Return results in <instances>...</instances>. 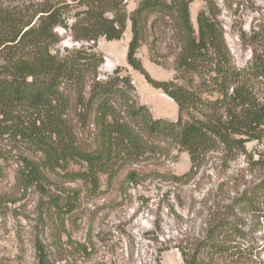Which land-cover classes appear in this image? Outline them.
<instances>
[{"label":"trees","instance_id":"1","mask_svg":"<svg viewBox=\"0 0 264 264\" xmlns=\"http://www.w3.org/2000/svg\"><path fill=\"white\" fill-rule=\"evenodd\" d=\"M192 1L139 0L130 12L126 0L0 1V174L2 163L16 162L18 187L45 195L47 215L64 228L79 191L53 176L97 190L116 167L172 146L188 154L189 170L173 175L184 180L213 151L225 161L242 154L256 172L253 181L209 211L201 234L178 248L182 264H264V238L256 236L264 232V152L246 148L264 137V95L256 89L264 81V32L247 64L237 67L216 0H203L195 24ZM128 24L126 62L175 102L176 120L152 117L121 67L98 78L104 56L94 42L120 39ZM58 27L92 43L59 54L52 50ZM149 38L153 63L173 56L171 79L155 80L144 69L137 53ZM160 39L168 40L165 52ZM137 176L126 174L131 182ZM34 250V264H53L38 239Z\"/></svg>","mask_w":264,"mask_h":264},{"label":"rangeland","instance_id":"2","mask_svg":"<svg viewBox=\"0 0 264 264\" xmlns=\"http://www.w3.org/2000/svg\"><path fill=\"white\" fill-rule=\"evenodd\" d=\"M138 1L126 0L127 11ZM216 2L233 62L243 67L251 58L253 47L257 46L256 35L264 32V0ZM203 4V0L190 3L194 24ZM56 31L60 40L52 50L59 54L66 48L92 43L74 41L68 31L60 27ZM130 36L128 24L120 39L107 41L101 37L94 42L95 49L104 56L98 78L103 79L116 67H121L122 73L131 78L137 101L147 106L152 117L176 120L175 102L127 64ZM150 40L137 53L144 69L155 80L171 79L173 56L161 58V65L153 63L148 52ZM166 43L168 40L157 42L162 52L166 51L162 49ZM256 89L259 95H264V81L259 80ZM246 148L264 152V137L248 142ZM17 168L18 164L12 160L2 163L0 264H34L37 239L44 244L53 264H182L179 245L200 235L208 212L215 210L216 205L230 202L256 175L249 170L244 155L225 161L220 151H213L191 178L175 180L173 175L189 170L190 160L185 151L171 146L137 162L116 167L111 180L101 177L97 190H91L80 180L67 182L61 176H53L57 183L79 191L77 208L66 217L64 228H57L45 211V195L18 187ZM130 171L138 175L133 182L126 177ZM246 222H252L250 217ZM256 236L264 238L263 230ZM259 245L260 257L264 259V240Z\"/></svg>","mask_w":264,"mask_h":264}]
</instances>
